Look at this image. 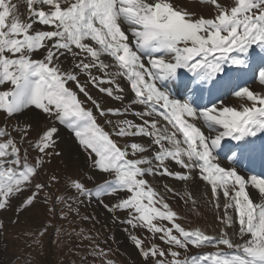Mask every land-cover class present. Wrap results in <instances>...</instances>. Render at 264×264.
<instances>
[{"label": "rangeland", "instance_id": "1", "mask_svg": "<svg viewBox=\"0 0 264 264\" xmlns=\"http://www.w3.org/2000/svg\"><path fill=\"white\" fill-rule=\"evenodd\" d=\"M53 9L59 13L51 15ZM91 9L95 11V7ZM63 11L53 6L48 13L38 12L34 20L29 11L26 22L21 24L12 13L0 20V264H237L239 257L249 260V256H244L247 253L253 259H264V248L252 247L254 235L262 230L255 210L250 208L256 209L253 197L250 195L246 202L238 199L243 205L237 207V197L224 183V188L218 187L221 197L211 200L209 194L215 182L211 183L210 174L215 172H211L210 165L218 157L211 153L209 160L200 137L198 148L188 156L189 141L180 139L183 134L169 136L162 142L158 125L153 124L146 125L148 132L139 136L145 137L148 144H137L138 135L132 131L125 111L103 104L97 97V93L101 94L112 103L115 94L109 84L116 81L117 74L111 70L100 80L86 68L89 57L69 60L81 48L85 35L93 34L86 29H104V22L91 14L80 20L81 10L71 16ZM231 11L223 13L219 22L204 24L216 31L213 41L217 44L205 42L207 47L199 52L197 43L181 32L173 47L182 55L187 51L196 53L188 65L191 74L203 67L202 58L213 56L212 51L206 53L212 46L237 48L234 58L249 74L246 81L243 79L247 76L239 75V87H254L264 82L260 64L263 61L264 66V0H235ZM48 19L57 20L60 27L52 28ZM83 21L86 28L77 30ZM129 24L140 28L135 22ZM103 42L93 45L111 59L113 54V58L119 56L125 61V79L133 64L141 76L138 81L144 78V85L148 83L151 90L159 88L149 72L143 70L138 52L124 60L122 53L127 47L122 41L116 49L108 47L106 39ZM221 52L215 66L220 67L225 82L226 77L227 81L230 78V64L226 61L229 54ZM110 65L115 66L116 61ZM191 82L170 97L188 103L194 94ZM235 93L231 89L223 99H233ZM134 96L139 100L136 93ZM247 97L252 110L257 109L252 113L262 122L264 94ZM147 106L157 109L150 103ZM27 111L37 115L38 120L33 118L27 123L22 118ZM156 111L176 132L172 122L177 121H172L170 111ZM210 124L207 127L215 129ZM257 125L261 126L258 122ZM67 136L72 139L73 148L67 147ZM164 147L169 148L170 154L165 156ZM227 149L219 156L221 159L237 158L234 146ZM183 153L191 161L190 166L179 164L186 172L177 175L176 166L170 161L175 154ZM199 170L206 184L200 195H194L188 180ZM216 213L221 216L216 217L221 220V227L211 221V215L215 217ZM241 218L251 221L247 231L246 223H238ZM233 245L239 251L229 256L225 251ZM220 248L225 250L218 251Z\"/></svg>", "mask_w": 264, "mask_h": 264}, {"label": "bare ground", "instance_id": "2", "mask_svg": "<svg viewBox=\"0 0 264 264\" xmlns=\"http://www.w3.org/2000/svg\"><path fill=\"white\" fill-rule=\"evenodd\" d=\"M234 1L235 0H0V20L6 16L7 13H12L16 15L14 18L17 17L18 24H21L25 21L24 19H26L29 11H32V14H34L30 19L33 18L34 20L36 15L39 16V13H48L52 10L53 6L64 9L69 15L76 13L77 10H81L79 18L80 20H84L85 15L94 14L91 8L99 7L101 19L103 22L104 20L107 21V23L104 22V29L94 27V30L92 29L93 34L91 35L93 38L87 37L84 34L86 39L82 40V44H80L81 48L79 51H75L70 56L71 58L69 60H86V57H89V59L85 61L86 68L89 72H94L95 76H100V80L101 77L107 75L111 70L117 74L116 81L114 82V80H112L113 84H109L111 86L113 85L110 89H112L113 94H115V99L112 100V103L111 100L104 99L101 94L98 95L97 93V97L103 104L109 106L111 104L112 107L114 106V109H123L125 111L124 113L128 116H125V114L124 116L128 118L127 121H129L132 131L134 134L136 133L135 135H138L136 136L137 144L143 141H145L146 145L148 144L145 137L139 136H142L144 132H148L149 129L145 130V127H147L146 125H151L152 127L153 124L158 125V138H162V142L166 141L169 136L176 137L178 134H183V137H189L188 148L186 149L190 150L189 152L187 151L188 156H191L190 152H195L198 146L197 144L199 143L197 140L199 137L202 141L201 145L204 146V153L210 155L209 160L212 159L213 154H216L218 157L223 156V148L229 147L231 144H236L240 152L236 160L224 161L219 159V157L210 165L211 172H215L213 175L210 174V181L211 183H213V181L215 182V187L213 185L211 186L209 195H211V200L214 202L216 199L218 200L219 196L221 197V193H219L218 190L219 188H224V183H226L229 186L227 189H229L231 193H234L237 199L246 202L250 195L253 197L251 200L255 203L256 214L260 220L258 223L261 225L262 230L260 229L259 232L254 235L252 247L259 250L264 248V178H259L257 174L254 175L253 167L255 165L253 162L259 157L260 153L264 154V116L262 119V128L257 132L254 125L253 111H251L252 108L250 107V97L247 96H254L257 98L264 94V82L254 87H242L240 89L241 86L239 83L242 81V78L238 76L241 75V73L242 76H247L248 78L243 79V81H246L249 79V74L244 71V67H240L237 64L238 60L236 61V58H234L237 48L228 47L226 49V47L220 46L219 49L212 46L210 51L206 53L212 51L211 53H214L213 56L211 58H202L201 63H204V65H201L203 67L198 66L199 68L195 69L194 73L192 72L191 74L188 71V65L193 57H195L196 53L187 51L182 55L177 51L178 49L173 47V41L179 40L181 32L189 35V38L197 43L196 50L199 52H204L202 49L207 47V44L204 45L205 42L211 41L210 45L217 44L213 41L216 31L204 27L207 26L204 24L219 22L218 19L222 17L223 13L226 15L232 10ZM54 10L55 9H53V11ZM53 11L51 15L54 14ZM58 13L59 11L57 14ZM37 19L40 20V18ZM97 19L99 18L97 17ZM50 21L52 28L54 27L53 25L60 27V22H56L57 20ZM129 22L137 23L136 25H139L140 28H135L132 25L130 26ZM211 24H209V26ZM39 25H37V27ZM85 27V22L79 23L76 26L77 30L81 29V31H84ZM1 28L3 29V27ZM89 29L91 28H87L86 31ZM178 33L180 34L178 35ZM59 35L61 34L59 33ZM118 36L122 37V39L118 38ZM45 37H47V35ZM104 39L108 42V47L112 49L113 47L116 49L115 47H117L119 41H122L123 44L126 45L127 48H124L122 53L124 60H129L130 57H134L135 53L138 52L143 70L149 72L153 83L159 87L157 88L158 90L152 89V91L148 83L144 85V78L140 80L142 82L138 81L140 73L136 71L137 69H134L135 65L133 64L131 66L132 70L129 71V82L127 84L126 80L128 79H125L126 74L123 70L125 61L119 59L115 66H111L110 64H114V61L103 51L96 49V45H93L94 42L100 43L103 42ZM91 51H93L92 54ZM221 51H226L229 54L226 61L227 64H230V66L227 67L230 78H228L226 83L221 79L220 72L222 71L215 66L218 60L217 55L223 53ZM65 56L67 55L65 54ZM235 76L238 78L234 79ZM189 78H193L196 90L208 85L212 93L208 96L198 93L189 101L190 103H183L171 98V94L175 96L179 94ZM109 79L110 78H108V80ZM161 88H166L167 91L163 90L164 92H161ZM228 89L236 91V97L233 99L226 98L220 101V95H223V92ZM220 91H223L222 94L219 93ZM167 92L168 95H166ZM135 93L141 96L142 101L135 98ZM149 103L152 106H160L165 108V110L168 109V112L170 111V114L174 116L172 121H177L179 124L177 127L178 132H175L173 128H169L166 120L159 117L162 115L158 113L154 107L151 108V106H147ZM241 108H244L242 112H240ZM22 118L26 119L25 121L27 123L33 122V118L38 120L37 115L28 111L25 115H22ZM116 118L118 119V117ZM211 122L215 127L213 130L207 127L208 123L210 124ZM167 129H169V131H166ZM198 129H201V132L198 131ZM167 132L171 135H168ZM72 143V139L67 136V147L69 149L70 146L73 148ZM134 149L135 147H133V150ZM135 152L134 150L133 153ZM163 153L165 156L170 154L169 148L164 147ZM176 155L177 154H175L173 158L176 160V163L172 159L170 164L176 166V173L178 175L179 172H186L185 170L183 171L182 168H188L191 161H189V158H186V154L184 155V153L182 155ZM92 158L94 160V157ZM179 164H182L183 167L181 168ZM92 170L93 169H91V171ZM188 181H190L189 187L192 189L193 194L200 195L201 191L204 190L203 186L206 184V179L204 180V178L201 177L200 170L195 173L192 180L189 179ZM206 188L205 192L207 193L208 190H206ZM227 200L229 202V198H227ZM207 210L209 212V209ZM216 217L221 216H219L218 213L215 214V217L211 215V221H213V224H217V226L219 224L221 227V220ZM256 250H254V252H258Z\"/></svg>", "mask_w": 264, "mask_h": 264}]
</instances>
